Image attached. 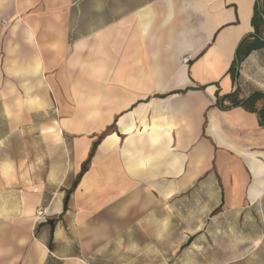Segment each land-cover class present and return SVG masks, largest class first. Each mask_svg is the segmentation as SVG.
Instances as JSON below:
<instances>
[{"label": "crops", "instance_id": "0c3cea01", "mask_svg": "<svg viewBox=\"0 0 264 264\" xmlns=\"http://www.w3.org/2000/svg\"><path fill=\"white\" fill-rule=\"evenodd\" d=\"M263 11L264 0H0V126L59 127L68 150L66 167L29 187L19 178L16 200L0 193V264H92L103 240L134 238L172 202L257 203L263 241L264 98L258 110L234 102L264 94L241 70L264 45L230 71L243 40L264 42ZM20 170L0 165V192Z\"/></svg>", "mask_w": 264, "mask_h": 264}, {"label": "rangeland", "instance_id": "374dc122", "mask_svg": "<svg viewBox=\"0 0 264 264\" xmlns=\"http://www.w3.org/2000/svg\"><path fill=\"white\" fill-rule=\"evenodd\" d=\"M258 55L256 61L241 66L245 90H252L264 81V51ZM60 130L33 126L16 128L6 135L7 128L0 126V137L6 135L0 141V165L10 162L21 169L20 174L10 176V188L0 192L3 198H19V178L29 187L33 180L48 177L51 167H66L68 150ZM163 211L160 207L148 221L141 223L133 231L134 238L103 240L87 261L92 264H258L264 261L257 203H245L243 207L224 212V207H216V202L181 205L172 202L164 214ZM168 224L170 231L166 236ZM199 228L202 230L192 239L185 237V231L188 236ZM77 232L75 228L76 244Z\"/></svg>", "mask_w": 264, "mask_h": 264}, {"label": "trees", "instance_id": "16d2710c", "mask_svg": "<svg viewBox=\"0 0 264 264\" xmlns=\"http://www.w3.org/2000/svg\"><path fill=\"white\" fill-rule=\"evenodd\" d=\"M263 14H264V11H263ZM260 14L259 12L257 13L256 11V14L254 16V22L257 23V20L260 19ZM264 45V42H259V38L256 37L255 38V41H252V42H247V40H243L238 49H237V57H236V60L234 61L233 63V66L231 67L230 71H235V67L238 63H240L245 57L246 55H248L253 49H256L258 47H261ZM261 98H264V94L262 92H259V91H256L255 93H253L250 97L248 98H242L240 100H235L234 103L236 104H240V105H243L244 107H246V109H250V110H258L256 104H257V101ZM263 122V120H262ZM97 145V143H95L94 147ZM87 169V166L84 165L83 166V169H82V172L85 171ZM77 184V180L76 182L74 183V186ZM72 190H69L68 191V194L65 198V202H64V207L65 209L67 208V205H68V199H69V194ZM53 222H52V229H53Z\"/></svg>", "mask_w": 264, "mask_h": 264}]
</instances>
